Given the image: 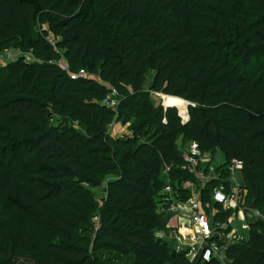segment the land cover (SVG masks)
<instances>
[{
	"label": "trees",
	"instance_id": "trees-1",
	"mask_svg": "<svg viewBox=\"0 0 264 264\" xmlns=\"http://www.w3.org/2000/svg\"><path fill=\"white\" fill-rule=\"evenodd\" d=\"M9 46L21 56L0 65V264H201L155 238L165 166L192 197L178 141L242 162L249 207L264 204V0H0V55ZM155 94L189 103L187 121ZM115 119L136 121L128 136L109 135ZM217 170L203 204L228 176ZM226 258L264 264L263 223Z\"/></svg>",
	"mask_w": 264,
	"mask_h": 264
},
{
	"label": "built area",
	"instance_id": "built-area-1",
	"mask_svg": "<svg viewBox=\"0 0 264 264\" xmlns=\"http://www.w3.org/2000/svg\"><path fill=\"white\" fill-rule=\"evenodd\" d=\"M3 54V55H2ZM0 55V62L4 58L10 57V53L5 51ZM10 59V58H9ZM27 62H32L30 55H25ZM56 65L64 71L68 67L63 58L56 62ZM72 80L85 78L86 74L80 72L78 75H70ZM119 97L116 92L112 91L108 99L103 104L112 109H116ZM188 119V116H187ZM187 119H182L186 122ZM182 155L185 160V166L182 170L190 175L194 180L193 183L201 189H204L208 183L218 181L221 172L217 170L222 167L223 163L216 165L208 154L202 153L197 144L191 143L182 149ZM224 169L229 175L239 173L243 164L239 161H233ZM171 168L164 167L162 175L164 177V188L161 192L162 203L159 207L161 217H176L180 221L176 227H166L155 233V238L163 242H168L172 250L176 253H182L191 263H209L215 259L219 264H230L226 258L227 247H224L225 241L235 238L237 232L235 223H242L241 229L247 230L251 221H259L264 225V213L245 207L239 197L231 188L234 178L228 177L224 184L211 191V203L203 204L199 198H189L183 200L179 189L170 184L169 173ZM220 172V173H219ZM231 174V175H230ZM229 191H227V187ZM219 207L220 211L215 207ZM220 212H232L224 221H217ZM248 218H251L247 221ZM245 223V224H243ZM226 234H224V233ZM229 236V237H228Z\"/></svg>",
	"mask_w": 264,
	"mask_h": 264
},
{
	"label": "rangeland",
	"instance_id": "rangeland-1",
	"mask_svg": "<svg viewBox=\"0 0 264 264\" xmlns=\"http://www.w3.org/2000/svg\"><path fill=\"white\" fill-rule=\"evenodd\" d=\"M49 29V22L46 20V21H41L37 24H35L33 26V28L31 29V31H33L34 33H40L44 30L48 31ZM49 41L50 42H53V39L52 37H49ZM9 49H7L6 51H8L10 53V57H7V58H4V61L3 62H0V65H5L9 62H12V60H16L18 59V57H20V52L13 46H9L7 47ZM2 54V53H1ZM10 58V59H8ZM151 100L152 102L154 103L155 107H158V106H161L163 107V109H166L167 107H171V106H174L173 108H176L177 111H178V114L181 115V118L182 119H185V116H186V108L187 105L189 103L187 102H181L177 99H173L171 97H168V96H163V95H160V94H155L151 97ZM188 110V109H187ZM180 111V112H179ZM136 121H134V119H131L129 122L127 123H124L123 121H116V119L113 121V123L111 124V126L109 127V130H108V133L109 135L112 137V138H115V139H121V138H124L125 136H128L130 134V126L135 124ZM55 126H58L59 123H53ZM72 128L74 129H77L79 130V128L76 126V125H71L69 124ZM178 144H179V147L180 149H184L185 146H183L181 143H179L178 141ZM209 158H212L213 162L218 166L220 165L222 162V159H219V153L216 152L215 154L211 155L210 153L208 154ZM224 167V169H226V165H222V168ZM245 169V168H244ZM244 169L242 168V170L239 172V173H235L234 175H231V176H227L228 177H232L234 178L233 181L235 182H232L231 183V188L235 191L236 194L240 193L239 197H241V201L244 203L245 207H249V203H248V194H247V190H248V182H247V179L245 178V173L244 172ZM229 175V174H228ZM259 187L262 185L261 182H257L256 183ZM245 186V187H244ZM263 186V185H262ZM186 187L189 189V191L191 192V198H194V199H199V187L196 186L194 183H187L186 184ZM93 194H94V199L99 203L105 196V193H104V188L103 187H100L98 189H94L93 190ZM264 205V204H263ZM258 206V207H254L252 208L253 210H260V211H263L264 213V206ZM1 209V208H0ZM0 214H1V211H0ZM232 214V212H228V213H225V212H220L219 215L217 216V221H224L228 216H230ZM167 216H162V221L164 220H167ZM251 218H248V220H250ZM252 222H256L254 220L251 219ZM92 223H95L96 222L93 220ZM245 224V223H243ZM170 225L176 227L177 226V220L175 218H171L170 220ZM242 223H235V226H236V229H237V232L235 234V238H231L226 240L225 241V244H224V247L228 248L232 245H237L239 244L240 242L244 241L247 239V230H243L241 229V226ZM84 231V233H82V235L85 236L86 240L90 239V230H89V227L87 226ZM89 230V231H88ZM224 233V232H222ZM226 234V233H224ZM229 237V236H228ZM89 243V241H88ZM170 248H172V246L170 245ZM18 264H43V260L40 259L38 262H33L31 261L30 259H24V260H20Z\"/></svg>",
	"mask_w": 264,
	"mask_h": 264
},
{
	"label": "crops",
	"instance_id": "crops-1",
	"mask_svg": "<svg viewBox=\"0 0 264 264\" xmlns=\"http://www.w3.org/2000/svg\"><path fill=\"white\" fill-rule=\"evenodd\" d=\"M171 218H175L177 220V224L180 222V221H178V219L176 217H168L167 220L162 221V223H164V225H165L166 221H168V223L166 224V227H169V228L174 227V226L170 225Z\"/></svg>",
	"mask_w": 264,
	"mask_h": 264
},
{
	"label": "water",
	"instance_id": "water-1",
	"mask_svg": "<svg viewBox=\"0 0 264 264\" xmlns=\"http://www.w3.org/2000/svg\"><path fill=\"white\" fill-rule=\"evenodd\" d=\"M188 106H190V105L188 104L187 107H188ZM167 108H173V107H167ZM187 109H188V108H186V113H187V116H188V112H187L188 110H187ZM179 116H181V115H179Z\"/></svg>",
	"mask_w": 264,
	"mask_h": 264
},
{
	"label": "clouds",
	"instance_id": "clouds-1",
	"mask_svg": "<svg viewBox=\"0 0 264 264\" xmlns=\"http://www.w3.org/2000/svg\"><path fill=\"white\" fill-rule=\"evenodd\" d=\"M181 117V116H180Z\"/></svg>",
	"mask_w": 264,
	"mask_h": 264
}]
</instances>
